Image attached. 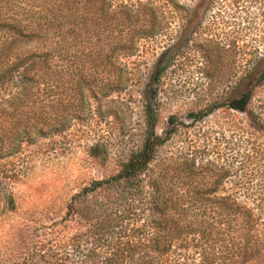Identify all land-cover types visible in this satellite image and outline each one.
Masks as SVG:
<instances>
[{"label":"rangeland","instance_id":"1","mask_svg":"<svg viewBox=\"0 0 264 264\" xmlns=\"http://www.w3.org/2000/svg\"><path fill=\"white\" fill-rule=\"evenodd\" d=\"M110 1V19H103L94 13L98 2L86 9L83 0L78 13L85 9V18L64 20L44 49L49 71H58L61 82L55 97L65 112L84 117L59 135L26 142L15 155L0 150V264H49L47 255L61 264L54 250L61 238L91 234L90 223L67 216V207L141 145L148 107L156 111L160 136L176 129L148 173L164 192H187L198 183L210 192L221 165L230 173L215 193L244 200L264 191V0ZM126 6L142 11L129 17ZM146 8L156 10L154 18ZM147 18L158 31L137 34L142 23L152 24ZM118 42L134 44L135 51L110 58ZM114 66L122 69L118 80H112ZM81 74L90 78L81 80ZM115 85L121 89L111 92ZM244 92H251L245 111L228 107ZM185 155L201 168L186 169ZM52 225L59 241L49 240ZM32 248L34 259L25 262Z\"/></svg>","mask_w":264,"mask_h":264},{"label":"trees","instance_id":"2","mask_svg":"<svg viewBox=\"0 0 264 264\" xmlns=\"http://www.w3.org/2000/svg\"><path fill=\"white\" fill-rule=\"evenodd\" d=\"M16 1L0 0L1 156L19 153L26 142L35 138L59 135L74 119L84 117L65 112L62 99L55 97L61 82L58 71H49V52L44 50L64 20L73 23L77 14L85 18V9L78 13L83 0H18L21 5ZM84 2L86 9L98 2L100 6L94 13L110 19V0ZM126 8L129 17L142 11ZM150 9L144 13L154 18L156 10ZM23 12L25 15L20 16ZM147 21L152 24L146 27L142 23L135 29L137 34L153 35L158 31L153 19ZM122 49L129 55L135 46L118 42L109 57L117 58V51ZM121 72L114 66L112 80L121 78ZM83 75L81 80L90 78ZM77 87L84 91L82 81ZM120 89L115 85L111 92ZM250 98L251 92L241 93L230 100L228 107L243 112ZM81 102H85L84 97ZM198 116L191 114L194 119ZM146 119L141 145L119 170L93 180L72 197L67 216L87 220L90 228L86 233L90 230L91 234L84 239L82 231L68 241L60 237L64 243L54 249L56 255L59 253L57 260L61 264H264V191L247 194L244 200L238 193H215L230 173L221 165L223 173L212 182L210 192L199 183L187 192H164L148 173L157 149L176 129L160 136L156 131L157 114L151 107L146 110ZM170 123H174V117ZM184 161L186 169L201 168L187 155ZM9 203L14 205L13 199ZM131 215L138 216L136 222L130 221ZM48 229V236L56 231L54 225ZM54 237L49 240L59 241L58 236ZM33 248L25 262L34 259ZM47 262L56 264L50 255Z\"/></svg>","mask_w":264,"mask_h":264}]
</instances>
